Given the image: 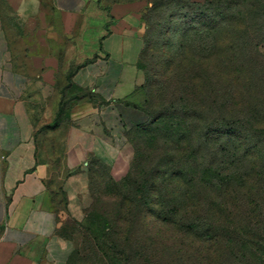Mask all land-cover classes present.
<instances>
[{"label": "rangeland", "instance_id": "374dc122", "mask_svg": "<svg viewBox=\"0 0 264 264\" xmlns=\"http://www.w3.org/2000/svg\"><path fill=\"white\" fill-rule=\"evenodd\" d=\"M146 1L139 13L138 65L144 78L134 93L145 119L127 130L126 145L117 155L114 150L109 161H89L86 186L78 193L79 216L69 212L65 192L52 198L57 232L75 244L70 264H116L113 255L125 250L134 254L131 264H204L211 259L207 254L193 257L190 252L202 241L175 223L169 239L157 231L144 235L135 230L131 241L112 236L117 196L128 194L130 180L138 183L134 167L140 154L145 168L170 165L182 173V186L197 191L195 222L201 227L210 223L206 207L218 201L228 179L253 187L260 206L258 235L248 243L233 237L229 248L235 257L238 250L254 263L259 254L249 245L258 237L264 242V0ZM243 15L248 18L244 37L234 31ZM174 187L172 182L168 190ZM170 198L175 207L177 200ZM184 219L186 224L191 218ZM237 230L243 235L242 228ZM185 252L186 261L180 259Z\"/></svg>", "mask_w": 264, "mask_h": 264}, {"label": "crops", "instance_id": "0c3cea01", "mask_svg": "<svg viewBox=\"0 0 264 264\" xmlns=\"http://www.w3.org/2000/svg\"><path fill=\"white\" fill-rule=\"evenodd\" d=\"M142 2L0 0V264H70L52 198L79 216L89 161L145 119Z\"/></svg>", "mask_w": 264, "mask_h": 264}, {"label": "trees", "instance_id": "16d2710c", "mask_svg": "<svg viewBox=\"0 0 264 264\" xmlns=\"http://www.w3.org/2000/svg\"><path fill=\"white\" fill-rule=\"evenodd\" d=\"M99 1L103 2L102 0ZM134 1L144 0H110L111 3ZM247 19L246 15H243L239 23L235 22L234 31L238 32V34L242 33V37L247 34V31H245ZM136 64L138 69L141 70L138 60ZM182 65H185V63ZM137 105L144 113L142 105ZM57 118L59 117H56L54 123L48 126L49 128L57 125ZM140 125L142 124L135 127ZM149 144L154 145L153 143ZM244 145L246 146V143ZM138 157H140L136 160L138 168L134 167V175H136L138 183L135 184L130 180L128 184L132 189L128 194L117 196L119 203L116 206L119 215L115 219V223H112L113 237L117 239L126 238V240L131 241L134 238L135 230H138L139 233L144 235H151L157 231L158 235L161 236L160 238H168L170 237L167 235H169L171 225L175 223L183 233L197 237L198 240L202 241V246L199 248L194 247L190 253L195 258L207 254L208 258L211 259H206L204 264L264 263L260 260L261 257L264 259V242H262L260 237L255 238L254 243L249 245L251 247L250 250L259 254V258L254 257V263L248 262L244 254L238 250L236 252L238 256L235 257L232 249L229 248L232 239H234L233 237L239 239L241 237V241L248 243V240L258 235L256 230L258 228L257 219L260 215V206L256 203V191H254L253 187H247L243 183H236L228 179L227 182L220 186L218 201L215 199L214 204L208 203L206 207L205 212L209 216L210 223L205 227H201L195 222L200 206L197 191H192L182 186L180 181V174L182 173H178L170 165L165 168L156 165L145 168L144 164L141 163V154ZM170 161L172 159H169L168 163ZM172 182L175 183V187L168 190V186ZM171 196L177 200L175 207L170 204ZM211 196L213 198V195ZM119 199L121 200L119 201ZM185 217L191 218L186 221V224L184 223ZM237 228L243 229V235L238 233ZM72 254L73 252L69 257V263ZM133 255L130 251H121L119 254L113 255L114 262L116 264H131ZM186 256V252L182 253L180 259L185 260ZM193 262L196 263V261ZM166 264L168 263L166 262Z\"/></svg>", "mask_w": 264, "mask_h": 264}]
</instances>
